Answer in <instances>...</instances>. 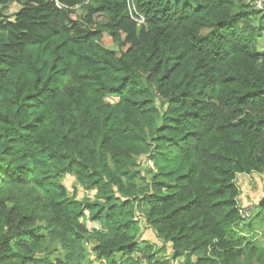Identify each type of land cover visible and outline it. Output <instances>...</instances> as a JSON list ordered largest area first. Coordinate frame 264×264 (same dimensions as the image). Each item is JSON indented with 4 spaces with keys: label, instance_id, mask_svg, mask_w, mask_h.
<instances>
[{
    "label": "trees",
    "instance_id": "trees-1",
    "mask_svg": "<svg viewBox=\"0 0 264 264\" xmlns=\"http://www.w3.org/2000/svg\"><path fill=\"white\" fill-rule=\"evenodd\" d=\"M254 1L0 0V264H264Z\"/></svg>",
    "mask_w": 264,
    "mask_h": 264
},
{
    "label": "rangeland",
    "instance_id": "rangeland-1",
    "mask_svg": "<svg viewBox=\"0 0 264 264\" xmlns=\"http://www.w3.org/2000/svg\"><path fill=\"white\" fill-rule=\"evenodd\" d=\"M248 2V0H244ZM254 4V3H253ZM17 10V7L12 6L11 12L14 13ZM82 15L80 10H76L75 15L73 16V19L79 18ZM103 42L102 44L109 49L117 50L116 45L113 44L112 37L108 33H104L103 36ZM261 49L264 51V41L260 44ZM117 99H111L112 102H115ZM139 169L144 171V169L147 167V162L143 160L138 161ZM151 168V165H150ZM63 183L68 188L69 192L72 194H76V197L79 200L83 199H89L94 200L95 193L86 194L84 190L76 184L75 178L72 176H67ZM238 185L241 189V197L239 199L240 206L243 210H251V214L253 211V208L258 205L260 201L264 199V175L258 176H239L238 178ZM138 219L141 221V225L143 228V240L149 241L158 247H160L161 241L157 238L156 234L149 229L143 220L142 216H139ZM97 224H93L91 222L88 223V227L92 229L93 227H96ZM171 254L170 248L167 250V257ZM90 255V254H89ZM173 264H178L174 262Z\"/></svg>",
    "mask_w": 264,
    "mask_h": 264
},
{
    "label": "built area",
    "instance_id": "built-area-1",
    "mask_svg": "<svg viewBox=\"0 0 264 264\" xmlns=\"http://www.w3.org/2000/svg\"><path fill=\"white\" fill-rule=\"evenodd\" d=\"M254 4H252L254 6L255 9L257 10H264V0H255L253 2ZM128 4H129V11L134 13L135 12V7H134V0H128ZM136 20H140V19H136ZM143 21L140 20V23H142ZM253 212V211H252ZM242 218L245 220H248L251 216V210H243L241 212Z\"/></svg>",
    "mask_w": 264,
    "mask_h": 264
},
{
    "label": "crops",
    "instance_id": "crops-1",
    "mask_svg": "<svg viewBox=\"0 0 264 264\" xmlns=\"http://www.w3.org/2000/svg\"><path fill=\"white\" fill-rule=\"evenodd\" d=\"M241 197V196H240Z\"/></svg>",
    "mask_w": 264,
    "mask_h": 264
}]
</instances>
